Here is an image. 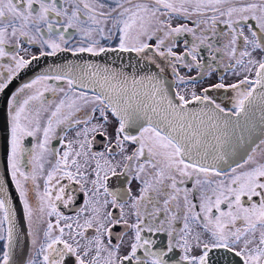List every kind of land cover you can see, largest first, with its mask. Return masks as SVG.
I'll list each match as a JSON object with an SVG mask.
<instances>
[{"label":"flooded vegetation","instance_id":"af4514ba","mask_svg":"<svg viewBox=\"0 0 264 264\" xmlns=\"http://www.w3.org/2000/svg\"><path fill=\"white\" fill-rule=\"evenodd\" d=\"M137 3L0 0L16 207L0 199V264H264V137L230 168L201 167L153 127L124 129L98 90L23 77L46 57L120 50L172 80L180 103L236 113L264 62V0H190L167 36Z\"/></svg>","mask_w":264,"mask_h":264},{"label":"water","instance_id":"95a60500","mask_svg":"<svg viewBox=\"0 0 264 264\" xmlns=\"http://www.w3.org/2000/svg\"><path fill=\"white\" fill-rule=\"evenodd\" d=\"M41 74L66 77L79 88L98 90L112 104L124 129L153 127L176 144L184 160L201 167L230 168L243 161L264 137V63L234 114L197 100L180 103L172 80L133 53L120 50L105 55L46 57L31 63L23 77ZM7 149L8 137L2 140L0 135V199L13 216L16 207Z\"/></svg>","mask_w":264,"mask_h":264},{"label":"rangeland","instance_id":"374dc122","mask_svg":"<svg viewBox=\"0 0 264 264\" xmlns=\"http://www.w3.org/2000/svg\"><path fill=\"white\" fill-rule=\"evenodd\" d=\"M190 0H138L137 10H144L146 19L159 22L162 18L164 36L175 31V16L184 14L190 6ZM150 25V22H148ZM164 40V38H163ZM173 45V44H172ZM164 44V51H169L173 46Z\"/></svg>","mask_w":264,"mask_h":264}]
</instances>
